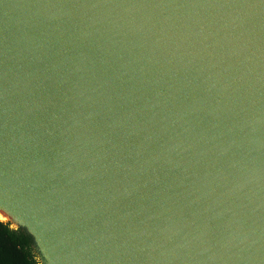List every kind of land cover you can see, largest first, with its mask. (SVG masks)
I'll return each instance as SVG.
<instances>
[{
  "label": "water",
  "instance_id": "obj_1",
  "mask_svg": "<svg viewBox=\"0 0 264 264\" xmlns=\"http://www.w3.org/2000/svg\"><path fill=\"white\" fill-rule=\"evenodd\" d=\"M0 196L45 264H264V0H0Z\"/></svg>",
  "mask_w": 264,
  "mask_h": 264
},
{
  "label": "trees",
  "instance_id": "obj_2",
  "mask_svg": "<svg viewBox=\"0 0 264 264\" xmlns=\"http://www.w3.org/2000/svg\"><path fill=\"white\" fill-rule=\"evenodd\" d=\"M0 264H39L31 238L21 229L0 222Z\"/></svg>",
  "mask_w": 264,
  "mask_h": 264
},
{
  "label": "rangeland",
  "instance_id": "obj_3",
  "mask_svg": "<svg viewBox=\"0 0 264 264\" xmlns=\"http://www.w3.org/2000/svg\"><path fill=\"white\" fill-rule=\"evenodd\" d=\"M250 209V214H245L244 217L247 221H249L248 223H244L240 226V228L238 230L235 231V229H233V233L234 236H239L242 237V239H247L249 238V240L246 242L248 246L252 247L254 244L256 243H260V242H264V215H258V214H254V211L252 208ZM257 211V210H256ZM232 217L235 218V213H230ZM180 220H183V217H180ZM206 222H201V223H194V230H201V231H207L208 229H206ZM215 229L216 231H221L224 230V227L226 226L224 222L219 221L218 224L215 225ZM11 228H16V226L11 225ZM202 236H207V233L203 234ZM202 236H197L196 239H203ZM225 245H227L225 243ZM228 246V245H227ZM262 249H264V245L262 247ZM231 251H239V250H231ZM246 251H251L254 254H260L262 252V250H246ZM36 260L39 264H45V261L43 260V258L36 253Z\"/></svg>",
  "mask_w": 264,
  "mask_h": 264
},
{
  "label": "bare ground",
  "instance_id": "obj_4",
  "mask_svg": "<svg viewBox=\"0 0 264 264\" xmlns=\"http://www.w3.org/2000/svg\"><path fill=\"white\" fill-rule=\"evenodd\" d=\"M0 220L3 222L9 221L13 224H24L25 222L28 225L27 226L28 230L34 232L33 228L26 222V220L20 217L18 212L15 210V208L9 202H7L5 197L3 196H0ZM36 240L39 244L41 251L47 258L48 264H58L56 259L46 251L38 236Z\"/></svg>",
  "mask_w": 264,
  "mask_h": 264
}]
</instances>
